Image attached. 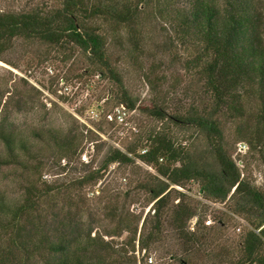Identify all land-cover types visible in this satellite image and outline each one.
Returning <instances> with one entry per match:
<instances>
[{"label": "trees", "instance_id": "16d2710c", "mask_svg": "<svg viewBox=\"0 0 264 264\" xmlns=\"http://www.w3.org/2000/svg\"><path fill=\"white\" fill-rule=\"evenodd\" d=\"M154 3V4H152ZM141 5L156 7V15L168 22L174 37L183 46L193 45L196 55L187 69L200 77L206 104L191 105L186 112L168 114L163 105L144 107L160 121L172 120L178 126L204 132L212 147L215 166H197L184 148L165 133L149 134L129 144L125 151L110 146L99 168L89 170L67 185L26 186L14 203L0 190V264H137L131 253L148 250L161 241L168 223L175 240L191 254L203 244L207 234L188 229L197 216L188 196L176 188L191 190L196 185L207 201L228 205L234 214L244 216L248 228L239 241V257L231 264H264V191L245 175L223 145L221 117L236 123V138L248 144L250 153L260 156L264 167V7L261 0H61L56 10L31 9L19 12L0 10V58L19 39L38 40L62 48L76 46L87 54L102 77L121 85L107 50L111 35L126 30L134 51L141 50ZM123 92L121 106L135 109ZM253 104V111L249 106ZM8 105V102H5ZM34 140L53 146L66 170L80 144L75 129L64 135L53 131L35 132ZM5 155L0 167H26L23 154L28 145L17 143L13 135L0 129ZM145 150L141 153L140 150ZM136 160L155 170L141 189L150 194L153 228L145 234L147 219L139 232L141 219L124 214L114 206L107 215L118 217V229L95 233L73 211L72 197L63 208H48L46 199L59 195L62 188L82 190L102 181L112 165H135ZM243 162V161H242ZM244 164V162H243ZM176 187V188H175ZM70 190H66L69 191ZM56 198V197H55ZM179 199L177 204L174 201ZM173 205V206H172ZM76 212V213H75ZM201 219L197 220V224ZM206 223V221H203ZM144 231V232H143ZM128 234L119 247L105 237ZM117 246V247H116Z\"/></svg>", "mask_w": 264, "mask_h": 264}, {"label": "rangeland", "instance_id": "374dc122", "mask_svg": "<svg viewBox=\"0 0 264 264\" xmlns=\"http://www.w3.org/2000/svg\"><path fill=\"white\" fill-rule=\"evenodd\" d=\"M261 2L264 7V0ZM60 5L61 0H0V10L4 12L50 11ZM140 10V20L144 24L141 50L134 51L126 30L119 33V40L116 39L118 34L108 39L109 60L121 78V85L102 77L88 55L72 45L62 48L38 40L19 39L0 58V129L11 133L17 143H26L30 149L29 154H23L25 168L0 167V190L10 203L21 198L26 186L40 188L45 182L70 188L76 178L100 167L110 146L125 151L129 144L139 138L145 141L151 133H165L184 148L195 165L215 166L212 147L204 132L178 126L169 118L160 121L143 109L157 104L163 105L168 114H175L186 112L192 104L203 106L206 102L200 99L204 97L200 77L186 68L197 48L178 43L168 22L156 15V7L141 5ZM124 91L135 103L134 110L120 105ZM253 104L249 106L251 112ZM121 107L125 109L124 122L109 121L107 116L116 117V109ZM221 127L227 152L241 168L246 166L244 174L264 191V167L260 156L250 153L246 142L237 140L235 121L223 116ZM71 129L76 130L80 146L68 168L63 170L62 164L69 162V158L60 161L50 143L34 140L33 135L49 130L64 135ZM240 143L246 144L244 153L238 152ZM0 154L5 155L1 139ZM83 154L87 155V162L82 160ZM148 172L156 174L139 160L130 166L115 164L97 185L82 190L65 189L64 186V191L48 197L44 206L58 211L65 207V199L72 197V210L78 212L84 226L94 227L92 235L118 229V217L107 215L109 209L116 206L118 211L141 219L139 232L147 219L144 228L147 234L154 226L155 203L150 201L149 192L141 189L148 180ZM176 189L197 206V216L187 225L190 231L198 227V231L207 234L203 244L187 254L185 245L175 240L166 223L161 241L156 245L143 251L136 245L131 254L138 260L137 264H150L149 258L153 259L152 264H231L239 257L242 234L250 228L247 219L234 214L225 203L207 201L196 185L191 186L190 191ZM178 202L179 199L175 200L173 205ZM200 219L201 223L196 225ZM209 220L211 224L207 225ZM127 238L126 232L121 236L105 237L113 239L119 247Z\"/></svg>", "mask_w": 264, "mask_h": 264}, {"label": "built area", "instance_id": "2783aa9c", "mask_svg": "<svg viewBox=\"0 0 264 264\" xmlns=\"http://www.w3.org/2000/svg\"><path fill=\"white\" fill-rule=\"evenodd\" d=\"M124 117H125V109L123 107L121 108H117L116 109V117H114V115H108L107 118L109 121L111 122H115V121H118L119 123H123L124 122ZM247 147H246V144H238V152L240 153H244L246 151ZM146 151L145 150H142L141 153H145ZM82 160L87 162L88 161V157L87 155L83 154L82 155ZM150 169V167H149ZM211 224V221H207V225H210ZM149 263L152 264L153 263V259L152 258H149Z\"/></svg>", "mask_w": 264, "mask_h": 264}]
</instances>
